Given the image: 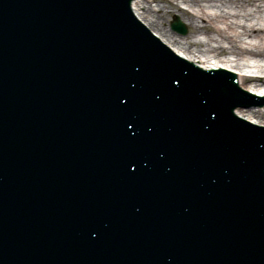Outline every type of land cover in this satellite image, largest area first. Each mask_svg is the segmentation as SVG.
<instances>
[{
  "label": "water",
  "instance_id": "95a60500",
  "mask_svg": "<svg viewBox=\"0 0 264 264\" xmlns=\"http://www.w3.org/2000/svg\"><path fill=\"white\" fill-rule=\"evenodd\" d=\"M132 1L0 0V264H264L253 93Z\"/></svg>",
  "mask_w": 264,
  "mask_h": 264
},
{
  "label": "bare ground",
  "instance_id": "6f19581e",
  "mask_svg": "<svg viewBox=\"0 0 264 264\" xmlns=\"http://www.w3.org/2000/svg\"><path fill=\"white\" fill-rule=\"evenodd\" d=\"M130 9L170 51L198 67L231 70L239 87L264 94V0H133ZM173 13L188 25V35L168 28L165 17ZM233 112L264 124V105Z\"/></svg>",
  "mask_w": 264,
  "mask_h": 264
},
{
  "label": "rangeland",
  "instance_id": "374dc122",
  "mask_svg": "<svg viewBox=\"0 0 264 264\" xmlns=\"http://www.w3.org/2000/svg\"><path fill=\"white\" fill-rule=\"evenodd\" d=\"M156 4H160V3H157V2H151V5L152 6H155ZM161 5V4H160ZM182 8H184V6H182ZM177 18L178 19V15L177 14H170V15H168V16H166L165 17V19L167 20L166 22L168 23V28L170 29V23H171V21L173 20V18ZM182 23V22H181ZM184 26H185V28H186V30H187V32H186V34H184V35H182V34H178V33H176L177 35H179V36H181V37H184V36H186V35H188V33H189V27H188V25L186 24V23H182ZM151 33H153V34H155L154 32H152L151 30H149Z\"/></svg>",
  "mask_w": 264,
  "mask_h": 264
}]
</instances>
